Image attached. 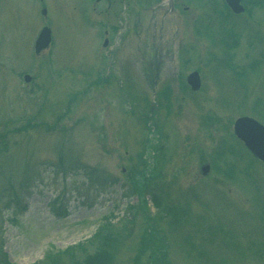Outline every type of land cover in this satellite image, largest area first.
Here are the masks:
<instances>
[{"label": "rangeland", "instance_id": "obj_1", "mask_svg": "<svg viewBox=\"0 0 264 264\" xmlns=\"http://www.w3.org/2000/svg\"><path fill=\"white\" fill-rule=\"evenodd\" d=\"M259 1L235 48L201 16L156 69L141 2L0 0V264H264V165L230 136L237 116L264 124Z\"/></svg>", "mask_w": 264, "mask_h": 264}, {"label": "flooded vegetation", "instance_id": "obj_2", "mask_svg": "<svg viewBox=\"0 0 264 264\" xmlns=\"http://www.w3.org/2000/svg\"><path fill=\"white\" fill-rule=\"evenodd\" d=\"M245 1L246 0H239V3L242 5L244 9V11H242L241 13L232 12L230 7L226 5L224 0H142L141 4L143 6H147V8L150 6H157L159 9L165 11V17L172 15L173 18H170L168 20V23L169 24L172 23L175 28L181 29L180 33L184 40L188 41L189 35H187V33L191 32L190 30L191 22L194 23L196 21L195 22L196 24L194 25L195 27H197L201 23L198 21H202V19H206L207 21V17L210 16V18L208 17L209 19L207 23L205 22V23H202L203 25L201 24L200 34L202 35V33H207V34L210 33L211 29H209V27L213 29L211 20L216 19L217 25L219 24L220 26L224 25V28H228V30L226 31L231 30L233 32L232 42H234V40L238 41V39L241 37V35L234 34L235 33L234 29H237V33L240 30L239 27L241 26L238 24L237 19H239V17H242L241 15H244L247 12ZM252 2H254L253 3L254 7L259 6V2H260L259 0H252ZM102 3H105L106 5L105 9L107 11L112 7V0H102V2L101 0H93L94 12L99 11L98 10L99 7L97 9L95 8V5L97 4L98 6H100V4ZM201 16H203L204 18L199 19L201 18ZM198 28L199 27H197V29ZM190 37L192 38V33ZM212 37H215V35L210 36L209 42L208 40H206L207 48L210 52L208 57L211 56V53H212L211 51H213V47L215 48V45H216V44H212V41L214 40L212 39ZM254 37L256 40L259 39L258 34L254 35L252 38ZM206 42H205V45H206ZM232 48H234V45L231 44L229 46V49H232ZM213 62L215 63L216 67L220 71L225 72L226 70H229V69H231L232 71V64H228L223 61L222 63L224 65L219 66L214 60Z\"/></svg>", "mask_w": 264, "mask_h": 264}, {"label": "water", "instance_id": "obj_3", "mask_svg": "<svg viewBox=\"0 0 264 264\" xmlns=\"http://www.w3.org/2000/svg\"><path fill=\"white\" fill-rule=\"evenodd\" d=\"M50 42V31L48 28H43L42 31L39 33L36 42H35V51L36 53H38L40 50H42L43 48L47 47V45ZM192 77V76H191ZM26 80H28V77H25ZM256 128L255 130L259 133L260 137L263 139L264 141V131L258 128V125H256V123L254 124L247 122L246 120H241L236 124V134L244 139L246 141V144L252 148L251 144L248 142V138H246L247 132L252 129V128ZM252 150H254L259 156H261L262 158H264V152L259 151L258 147L256 148H252ZM206 171V170H205Z\"/></svg>", "mask_w": 264, "mask_h": 264}, {"label": "trees", "instance_id": "obj_4", "mask_svg": "<svg viewBox=\"0 0 264 264\" xmlns=\"http://www.w3.org/2000/svg\"><path fill=\"white\" fill-rule=\"evenodd\" d=\"M97 237V236H96Z\"/></svg>", "mask_w": 264, "mask_h": 264}]
</instances>
